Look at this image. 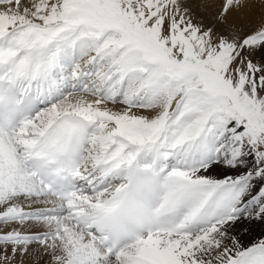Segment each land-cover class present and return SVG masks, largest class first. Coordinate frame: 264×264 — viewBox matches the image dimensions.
Listing matches in <instances>:
<instances>
[{"label": "snow or ice", "instance_id": "1", "mask_svg": "<svg viewBox=\"0 0 264 264\" xmlns=\"http://www.w3.org/2000/svg\"><path fill=\"white\" fill-rule=\"evenodd\" d=\"M0 264H264V0H0Z\"/></svg>", "mask_w": 264, "mask_h": 264}, {"label": "bare ground", "instance_id": "2", "mask_svg": "<svg viewBox=\"0 0 264 264\" xmlns=\"http://www.w3.org/2000/svg\"><path fill=\"white\" fill-rule=\"evenodd\" d=\"M259 231V230H258Z\"/></svg>", "mask_w": 264, "mask_h": 264}]
</instances>
